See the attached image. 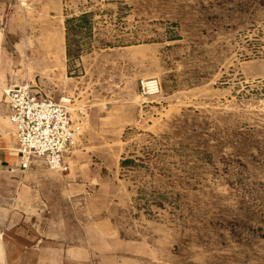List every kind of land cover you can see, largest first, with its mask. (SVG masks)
Wrapping results in <instances>:
<instances>
[{
	"label": "rangeland",
	"instance_id": "1",
	"mask_svg": "<svg viewBox=\"0 0 264 264\" xmlns=\"http://www.w3.org/2000/svg\"><path fill=\"white\" fill-rule=\"evenodd\" d=\"M12 10L9 70L68 99L77 127L67 171L27 163L89 176L101 264H264V0Z\"/></svg>",
	"mask_w": 264,
	"mask_h": 264
},
{
	"label": "crops",
	"instance_id": "2",
	"mask_svg": "<svg viewBox=\"0 0 264 264\" xmlns=\"http://www.w3.org/2000/svg\"><path fill=\"white\" fill-rule=\"evenodd\" d=\"M15 1L0 0V264H101L106 258L90 237L89 176L50 173L13 148L3 90L24 79L7 63L5 24Z\"/></svg>",
	"mask_w": 264,
	"mask_h": 264
},
{
	"label": "built area",
	"instance_id": "3",
	"mask_svg": "<svg viewBox=\"0 0 264 264\" xmlns=\"http://www.w3.org/2000/svg\"><path fill=\"white\" fill-rule=\"evenodd\" d=\"M140 88L143 95H153L159 91V84L154 79L141 80ZM3 95L22 160L37 157L51 170L67 171L64 158L77 130L63 104L68 99L55 100L32 83L12 85L3 90Z\"/></svg>",
	"mask_w": 264,
	"mask_h": 264
}]
</instances>
